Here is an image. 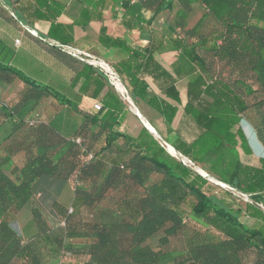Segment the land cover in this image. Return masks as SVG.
I'll return each instance as SVG.
<instances>
[{"label": "trees", "instance_id": "1", "mask_svg": "<svg viewBox=\"0 0 264 264\" xmlns=\"http://www.w3.org/2000/svg\"><path fill=\"white\" fill-rule=\"evenodd\" d=\"M122 5L129 27L151 25L162 13L173 21L171 37L153 31L143 52L103 30L100 41L105 47L133 53L116 67L132 96L147 98L148 85L138 78L142 68L163 96L148 103L165 121L167 134L159 132L164 141L250 201L234 208L217 192L209 193V179L168 154L145 127L137 136L129 134L122 128L129 110L114 91L106 93L94 113H83L76 104L73 110L85 121L71 136L65 135L43 121L38 107L47 97L70 100L0 61V81L25 84L17 103L0 104V125L14 121L13 139L0 142V264H66L70 257H85L84 264H166L167 259L174 264H264V158L253 166L239 151L255 156L245 132L249 126L242 121L249 123L245 113H262L264 108V98L259 99L264 97V0H122ZM196 5L205 13L188 28L199 13ZM146 11L152 13L150 19ZM81 18L87 22L91 15L85 11ZM156 52H178L173 72L154 59ZM137 58L144 63L135 68L130 63ZM248 74L250 84L244 77ZM81 80L84 96L95 99L105 88L103 76L91 66L75 74L72 86ZM180 81L187 82L180 125L185 134L172 128L182 104ZM32 121L34 126L29 125ZM252 128L264 153V130ZM42 178L68 181L72 203L55 202L54 213H49L35 198ZM30 202L37 230L25 240L10 223ZM191 219L207 232L185 252L163 250Z\"/></svg>", "mask_w": 264, "mask_h": 264}, {"label": "crops", "instance_id": "2", "mask_svg": "<svg viewBox=\"0 0 264 264\" xmlns=\"http://www.w3.org/2000/svg\"><path fill=\"white\" fill-rule=\"evenodd\" d=\"M195 8L196 13H199L189 22L188 28H194L205 13L202 5H196ZM85 11L91 15L87 22L81 18ZM124 15L122 0H0V61L17 68L36 84L49 86L70 100L60 101L47 97L38 107L43 121L52 122L67 136H71L85 121L83 115L73 110L75 105L79 104L78 107L83 113H94V107L103 105V98L109 90L114 91L129 110L122 127L129 134L137 136L145 124H149L161 139L163 138L160 133L167 134L163 117L148 103L154 96L163 97L153 78L144 74L140 68L138 78L148 85V93L146 99L134 98L127 81L116 68L130 60L133 53L118 47H105L100 37L104 30L106 36L122 40L132 49L143 52L150 44L153 31L165 33L167 38L171 37L169 25L173 21L167 20L166 14L162 13L151 25L133 23L129 27L124 24ZM144 15L146 19H150L152 13L146 11ZM51 30L55 36L50 35ZM67 49L77 50L107 63L117 73L120 81L118 84L122 88L112 85L100 68L72 56ZM178 55V52H156L153 56L163 67L173 72L172 66ZM143 63L142 58H137L130 64L137 68ZM85 65L91 66L103 76L105 88L95 99L80 93L83 80L76 87L72 86L73 77ZM24 88L25 84L18 79L13 80L11 84L0 81V104L17 103L20 100L19 93ZM178 88L182 104L172 128L175 131L179 129L180 134H185V128L180 125L184 107L188 102L187 82L180 81ZM13 127L14 121L10 119L0 125L2 145L13 139ZM258 153L263 154L260 150ZM253 158L259 162L258 157ZM243 161L248 164L244 159ZM44 180L53 183L64 181L42 178L39 182ZM41 194L42 192L38 191L35 198L39 200ZM55 202L59 201L52 200L51 206L47 205L49 213H54L52 207Z\"/></svg>", "mask_w": 264, "mask_h": 264}, {"label": "rangeland", "instance_id": "3", "mask_svg": "<svg viewBox=\"0 0 264 264\" xmlns=\"http://www.w3.org/2000/svg\"><path fill=\"white\" fill-rule=\"evenodd\" d=\"M247 81L248 83H252V77L249 76ZM259 99H263L264 97L262 95L259 96ZM264 114V108L262 109V113L258 112L256 109H253L247 113L244 114V118L249 120V124L252 127H257L259 125L260 128L264 130V122L262 120V115ZM245 122H243L244 124ZM250 131V134L249 132ZM247 133V138L250 141V145L255 153V156L258 158H261V155L258 156V145L255 138V135L253 133L252 129L245 130ZM163 144L164 140L161 138H158ZM240 156L242 159H244L248 164L257 166L259 165V162L255 160L253 157L246 156L240 149ZM191 168L197 170L196 168L192 167L191 165H188ZM211 188H209V193L215 194V192L218 193L220 197H225V201L229 203V205H232L234 208H243L245 202H249L250 199L247 196L242 195L241 193L237 191H233L229 189L228 187H224L222 185H219L217 183L211 182ZM67 183L65 180L57 183L53 182H45L40 181L36 186V191L42 192L41 196L39 197V201L42 202V206L47 210L51 206L52 200H58L63 205H70L73 200V189L71 188L72 185ZM222 191H226L227 193H230V195H224ZM245 201V202H244ZM46 202V203H44ZM46 204V205H45ZM31 202L28 203L17 215V218L10 223V228L21 238L27 240L28 238L32 237L33 234L36 233V225L34 222V219L31 214ZM46 206V207H45ZM49 210V209H48ZM207 232V229L197 220L191 219L187 220V223L185 224V227L182 232H180L177 236L172 237L170 239V242L165 246L162 247L163 250L170 254H177L181 252H185L189 245L197 239V237L203 236L204 233ZM151 244L156 247L158 245L157 238H154L151 240ZM86 261V258H68L66 260V264H84L83 262ZM166 264H174L170 259L166 260Z\"/></svg>", "mask_w": 264, "mask_h": 264}, {"label": "built area", "instance_id": "4", "mask_svg": "<svg viewBox=\"0 0 264 264\" xmlns=\"http://www.w3.org/2000/svg\"><path fill=\"white\" fill-rule=\"evenodd\" d=\"M131 1L134 2V0H131ZM67 52L76 58H79L81 60H86L87 62L94 65L95 67L100 68L108 76L111 84L114 85L115 87H118L119 77H118L117 73L107 63H105L104 61H102L100 59L90 57L89 55H84L81 52L74 50V49H67ZM97 108H100V105H98ZM29 125L34 126L35 122L32 121L29 123ZM75 141L77 143H81L80 138H75ZM161 144L163 145L162 142H161ZM70 212H72V210H70Z\"/></svg>", "mask_w": 264, "mask_h": 264}, {"label": "bare ground", "instance_id": "5", "mask_svg": "<svg viewBox=\"0 0 264 264\" xmlns=\"http://www.w3.org/2000/svg\"><path fill=\"white\" fill-rule=\"evenodd\" d=\"M120 82V81H119ZM118 87L119 88H122V86L120 87V84H118ZM121 92V91H120ZM124 94V93H123ZM128 95V94H127ZM128 97V96H127ZM126 98V97H125ZM132 102V101H131ZM133 103V102H132ZM148 125V127L149 128H151V126L149 125V124H147ZM152 129V128H151ZM154 133V135H156V137H157V134L155 133V132H153ZM167 147V149H168V151H170V153L172 154V155H174V157L176 158V159H178V160H180V161H183L185 164H187V165H191L192 167H194V168H196L197 166L196 165H194V164H192L191 163V161H189L187 158H185L184 156H182L181 154H179L176 150H174L169 144L166 146ZM198 171H200L203 175H205L206 176V173L204 172V171H202V170H200L198 167L196 168ZM210 178V177H209ZM211 179V181H213L214 183H217V184H219V185H222V186H224V187H227L225 184H222L221 182H219V181H217V180H215V179H213V178H210Z\"/></svg>", "mask_w": 264, "mask_h": 264}, {"label": "water", "instance_id": "6", "mask_svg": "<svg viewBox=\"0 0 264 264\" xmlns=\"http://www.w3.org/2000/svg\"><path fill=\"white\" fill-rule=\"evenodd\" d=\"M145 127H146V129L151 133V134H154L153 132H155V130L152 128H149L148 127V125L147 124H145ZM156 133V132H155ZM157 134V133H156ZM154 136H156V135H154ZM157 138H160V135L159 134H157ZM168 145V143L167 142H165L164 141V144H163V147L165 148V150L167 151V153L168 154H170L171 156H173L174 157V155H172L171 153H170V151H168V149H167V146ZM196 172H198V174H200L202 177H204V178H208L209 179V181H211V179L209 178V176L206 174V176L205 175H203L200 171H198V170H196ZM211 182H213V181H211ZM228 188H230L229 186H227ZM249 198V197H248Z\"/></svg>", "mask_w": 264, "mask_h": 264}, {"label": "clouds", "instance_id": "7", "mask_svg": "<svg viewBox=\"0 0 264 264\" xmlns=\"http://www.w3.org/2000/svg\"><path fill=\"white\" fill-rule=\"evenodd\" d=\"M242 122L247 123V125L249 126V128L253 130L252 126H251L248 122H246V121H244V120H243ZM255 138H256V141L258 142V144L261 145L260 142H259V140H258V138L256 137V135H255ZM261 147H262V146H261ZM262 148H263V147H262ZM263 149H264V148H263ZM259 155H260V154H258V156H259ZM261 158H264V153L261 154Z\"/></svg>", "mask_w": 264, "mask_h": 264}]
</instances>
